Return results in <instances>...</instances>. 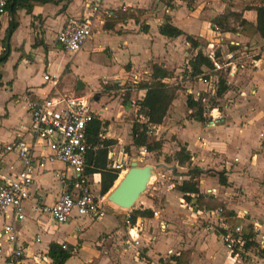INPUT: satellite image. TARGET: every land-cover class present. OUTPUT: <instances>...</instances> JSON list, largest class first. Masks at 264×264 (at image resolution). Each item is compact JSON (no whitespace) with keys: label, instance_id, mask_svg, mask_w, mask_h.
Listing matches in <instances>:
<instances>
[{"label":"crops","instance_id":"obj_1","mask_svg":"<svg viewBox=\"0 0 264 264\" xmlns=\"http://www.w3.org/2000/svg\"><path fill=\"white\" fill-rule=\"evenodd\" d=\"M161 1L166 0H51L33 6L29 13L23 8L17 9V26L6 40L8 57L0 68V142H10L16 135L26 132L29 120L25 110L27 98L47 94H82L87 86L89 90L86 92L103 91L91 104H98L97 111L92 109L96 114L94 120L100 123L98 132H101L103 140H111L113 144L108 147L114 152L121 150L127 161L122 146L134 148L130 138L131 124L135 117L139 118L136 120L139 123L146 120L136 115L137 107L131 105L133 99L125 103L108 90L118 88V91L128 92L134 88L137 96L134 102H138L144 91L137 90L136 84L147 80L151 67L155 65L171 74L162 79L164 84L172 86L178 81L182 87L175 92L161 123L150 126L148 142H161L159 153L162 159L169 155L170 147L174 154L183 148L188 154V162L200 173L190 170L181 176L175 188L173 182L151 188L149 194L128 211L106 202L105 214L108 211L113 217L111 219L104 215L100 220L90 222L87 218L74 217L66 224L55 225L42 208L50 206L66 190H75L71 185L67 188L61 186L57 180V174L65 169L63 165L56 163V169H52L54 163L36 168L30 197L22 203L23 220L16 224L17 243L25 248V257L14 261L10 248L2 245L0 264H52L47 254L50 244L70 251L64 264H174L177 256L184 257L185 264H234L221 242L220 249L212 247L221 234L235 227L232 219L240 222V229L247 227L250 231L251 223H256L260 236H253L251 248L259 246L260 242L264 247V70L261 66L258 69L243 67L236 72L237 76L247 72L249 75L242 78L246 82L239 85L238 101L230 106L232 108H225L232 111L229 115H232L233 123L218 124L222 122L220 120L211 125L202 111L203 122L192 118L194 109L186 106V89L203 88L198 83L193 85L181 80L185 64L195 55V48L184 40V35L191 37L197 47L207 44L220 50L229 47L227 44L231 41L253 45V48L256 41L264 42L257 34H240L238 23L231 18L227 19L228 26L232 23L230 31L221 32L219 39L210 29L213 19L228 13L239 15L240 20L253 26L254 8L260 5V0L252 4H242L246 0H167L172 6L164 9ZM85 5L89 6L88 10ZM94 5L98 9L90 39L74 54L63 52L55 41L57 34L67 20L79 19ZM204 5L207 8L202 10ZM229 5L232 7L225 10ZM121 14L132 15L134 19ZM164 19L184 35L176 38L161 36L158 27ZM9 22L10 16L5 11L0 16V53ZM261 63L263 65L264 61ZM44 74L56 77L57 85L52 87L51 83L44 82ZM239 127H242L241 131ZM224 158L227 161L221 166ZM206 161L216 173L209 180L204 175ZM106 163L110 162L106 159ZM174 167L178 168V165ZM18 169L12 156L4 160L3 175ZM48 173L57 182L55 189L35 184V177L42 180ZM66 173L70 174L68 170ZM86 175L92 194L101 196L100 175ZM119 177L103 195L105 198ZM182 182H192L199 196L220 204L231 218L224 217L219 208L211 211L198 209L194 205L196 195L186 193L189 198L186 201L177 190ZM52 190L53 195L50 193ZM144 211H158L165 226L161 230L149 215L137 216L147 221L138 234L129 231L130 237L136 238L139 244L136 249L126 250L121 244L127 232L124 219L131 212ZM215 212L225 219L220 222L223 228L214 226L208 230L210 233L206 232L207 229L199 230L196 217L204 219L206 215L214 216ZM240 215L244 216L243 220L238 218ZM210 219L215 220L214 217ZM6 221L5 216H0V224ZM211 223L210 226L215 225V222ZM191 246H202L204 258L194 262ZM34 257L39 258L38 263H33ZM255 264H264V255L256 259Z\"/></svg>","mask_w":264,"mask_h":264},{"label":"built area","instance_id":"obj_2","mask_svg":"<svg viewBox=\"0 0 264 264\" xmlns=\"http://www.w3.org/2000/svg\"><path fill=\"white\" fill-rule=\"evenodd\" d=\"M85 6L88 10L89 6ZM5 7L6 0H0V16L5 13ZM97 9V6L94 5L86 15L79 19L66 21L55 39L63 52L74 54L90 39ZM122 10L125 9L122 8ZM211 30L218 35L217 39H219L221 32L216 27ZM227 46L230 48L226 47L225 50H219V52L212 45H207L205 50L200 47L195 48V54L200 52L202 56L210 59L211 68H203L200 74L193 76L186 63L183 71L185 73L181 79L182 82L193 80L203 87L202 90L187 88L185 93L192 101L199 104L202 114L211 125H215L221 120L218 105L215 104L219 99L215 97L218 79L223 80L227 87L236 72L244 67L243 65H247L250 69H256L264 61V52L261 54L256 51L251 52L252 49L247 44L231 41ZM220 74L224 76L221 77ZM42 79L44 82L51 83L52 87H55L58 82L56 77L47 74H44ZM204 94L215 97V100L210 102ZM221 96L223 97L224 93ZM92 100L90 95L66 93L27 98L25 110L29 120L26 132L16 135L10 142H0V216H5L8 219L0 224V247L8 246L14 261L25 257V248L17 243L16 224L23 220L22 203L30 197L32 176L36 168H42L45 164L52 163L63 165L65 169L57 174V180L61 186L67 188L71 185L75 190V192L66 190L50 206L42 208V212L55 225L66 224L74 217L87 218L90 222H95L105 215L106 202L108 201L104 196L92 194L86 175L87 151L102 148L101 144L92 147L87 141V128L96 119V114L91 107ZM225 101L224 108L228 103H232L230 98H226ZM131 105L136 108L134 101L131 102ZM238 130L241 131L242 127H239ZM95 138L102 141L101 132H98ZM118 155L119 158H117ZM9 156L14 158L19 169L3 175L4 160ZM106 159L110 162L107 166L118 172L117 176L121 171H125L126 155L121 150L114 152L113 148H106ZM66 170L69 171V175ZM128 217L126 216L123 222L127 232L121 243L126 250L136 249L139 244L136 238L130 237L129 231L138 234L143 230V223L147 221L136 218L135 222L131 224ZM207 217L215 218V225L210 226L209 224L206 227L207 230L213 229L214 226L223 228L221 223L225 219L217 212L214 216L206 215L205 218ZM243 217L240 215L238 218L243 220ZM150 218L155 219L157 226L163 230L165 223L159 218L158 211H151ZM251 233L253 236H260L256 223H251ZM218 238L234 264H243L251 254L256 256L255 259L259 258L258 252L264 249L262 242L255 248L250 246L247 250L243 249V246L252 239H243L239 226H235L230 231L226 230ZM38 260V257L32 258L33 263H38Z\"/></svg>","mask_w":264,"mask_h":264},{"label":"trees","instance_id":"obj_3","mask_svg":"<svg viewBox=\"0 0 264 264\" xmlns=\"http://www.w3.org/2000/svg\"><path fill=\"white\" fill-rule=\"evenodd\" d=\"M180 1H188V0H180ZM190 1V0H189ZM51 2V0H6V11L10 16V22L6 29L5 37L3 39V50L0 53V68L6 61L8 57V46L6 44V40L10 33L16 28L17 26V18L15 16V11L19 8L25 9L27 13L30 12L33 6H40L45 3ZM259 6L254 8L255 11V22L252 26L251 24L247 23L244 20L239 19V15L234 13H228L226 15H221L211 21L210 28L213 29L216 27L220 32H227L230 31L229 26L227 24V19L231 18L233 22L238 23L240 29L239 33H249V34H257L261 39L264 40V0L259 1ZM121 16H128L123 15ZM123 17V18H124ZM129 18L134 19V16L130 15ZM158 33L161 36L167 38H176L179 36L184 35L181 31L177 28L171 26L168 23L167 19H164L163 23L158 27ZM184 40L190 45L192 48H196L197 44L195 41L187 36L184 35ZM188 65L190 68V74L195 76L201 73L202 69H210L211 62L210 59L204 57L197 52L189 61ZM171 74L166 72L162 68L158 66L151 67V73L148 77V81L145 83H137L136 89L143 90L144 95L141 100H139L136 104L137 111L136 115L143 117L146 122L139 123L134 120L131 124L130 129V138H131V145L136 148H142L145 152H154L159 151L161 147V142H148L147 134L149 132L150 126L159 125L166 114L168 106L170 105L171 101L175 97V92L178 90L176 86H168L162 82V79L165 77H169ZM226 91V86L224 85V81L218 79L217 90L215 97L219 98L224 92ZM186 106L189 109H194V114L192 118H194L198 122H203L204 118L201 114V108L197 102L191 100L188 96L186 98ZM100 129V123L97 120H93L88 128H87V141L90 145L97 146L98 144L102 145V148H97L94 151H87L86 153V164L88 168H86L87 173H98L100 175V190L99 194L103 196L107 193V191L111 188L114 181L118 178L117 171L111 170L107 167L105 154L106 148L112 145L111 140H103L98 141L96 140L95 136ZM178 165H181L185 162H188V154L184 151L183 148H180L178 152L174 154V159ZM191 172L199 174L200 171L196 167L191 169ZM220 176V175H219ZM219 178V177H218ZM220 183L223 185L224 181L220 178ZM177 190L182 193L183 198L188 201L189 198L185 196V194L196 195L195 203L198 209H205L207 211L215 210L217 208L221 209L222 207L220 204L215 203L210 198H204L198 195V191L195 188V185L192 182H182L180 186H178ZM221 214L226 218H231V215L228 212H225L221 209ZM147 212V211H146ZM151 216V212H131L128 219L129 222L132 224L137 216L143 215ZM233 226H238L240 222L238 220L232 219L231 221ZM240 235L245 240H251L253 238V234L250 231V228L242 227L240 229ZM253 245L252 242H247L243 249L249 248ZM48 257L51 259L52 264H64L66 259L70 255V251L67 249H63L59 245L50 244L48 248ZM264 255V249L258 252V256L262 257ZM174 264H185L184 257L177 256L174 258Z\"/></svg>","mask_w":264,"mask_h":264},{"label":"rangeland","instance_id":"obj_4","mask_svg":"<svg viewBox=\"0 0 264 264\" xmlns=\"http://www.w3.org/2000/svg\"><path fill=\"white\" fill-rule=\"evenodd\" d=\"M161 2H162L163 9H164V7L168 8V6H172L171 3H169L167 0L166 1H161ZM217 2H219V0H217ZM246 3L252 4V3H255V0L242 1V4H246ZM205 5L203 6V9L202 10H205L207 8ZM230 7H232V5L226 6L224 9L225 10H228ZM231 24L232 23H230V25ZM234 28H235V25H234ZM255 45H256L255 48H253V45L252 46L249 45V47L252 49L251 52H255L256 51L259 54H261V53L264 52V42H260L259 43V42L256 41V44ZM206 47H207V44H202L201 45V48L203 50H205ZM219 50H220V48H217V51L218 52H219ZM261 64L256 69H258L261 66V69L264 70V64L263 65H261ZM243 66L246 69L248 68L247 65L246 66L243 65ZM248 73L249 72L244 73V74L242 73L239 76H237L238 74H236L235 77L231 80V83L226 87L227 89L224 92V96L223 97L222 96L219 97L218 102L215 103V101H214V103L218 105L219 113L221 115V120H222V122L221 123H218V124H222V123H226V122L227 123H229V122L230 123H233V121H231L232 120V118H231L232 115H229L230 113H232V111L231 110L230 111L229 110H225V108H224V104L226 103L225 99L226 98H230V100L232 101V103H228L227 107L232 108L230 106H233L234 103L238 101L237 98L239 96V88H240L239 85L242 84L243 82H246V80H242V78L248 76L249 75ZM220 76L223 77L224 75L223 74H220ZM66 80H68L67 77H66ZM148 80L149 79H147V80H144L143 79V81H141L140 83H145ZM69 82H70V79H69ZM190 82L193 85H194V83H196V82H193V80H191ZM172 86L173 87L176 86L177 88H181L182 87L178 81H176L175 84H172ZM124 87H127V85L124 86ZM199 87L200 86H198V88ZM87 90H89V88L87 86H85L84 90L81 93L82 94L84 93V94L90 95V97H92L93 100H95L96 98L98 99L99 94L103 92V91L101 92V90L100 91L90 90L89 92H86ZM108 91H111L112 93H114L117 96H119V100L120 99L121 100H124L125 103H129V101L132 100V99H133V101H135L136 100V97H137V96L135 97L136 90H134V88H131L128 92H126L125 90L118 91V88H111ZM204 95L209 98L210 102H213V100H215V97H211L210 95H206V94H204ZM135 103H137V101ZM91 107H92L93 110L97 111L98 110V104H97V102H95L93 105H91ZM129 108L132 109V107H129ZM138 119H139L138 117H135V120H138ZM132 120H133V118H132ZM239 125L241 126L242 123H239ZM236 126L237 125L235 124V129H236ZM170 148H171L170 151L168 150V154L169 155H164V157L162 159L161 158V155L162 154L159 153V151L145 152L143 149H139V148H136V147H134L132 149H129L128 146H124V145L122 146V150L127 154V161H126V165L124 166V169H125L124 172H126V170L129 168L131 162H135L136 165L139 166V167L146 166V165H149V166L151 165V167L153 168V174H152V176H151V178H150V180H149V182H148L145 190L140 194L139 198L135 201V203L133 204L132 208H135L137 206L138 202L144 196H147V194H149L148 191H150L151 188H153V187H161V186H165L169 182H173L175 184L174 185V188H175V186H177L176 185L177 182L181 181V179H182L181 176L185 175L187 172H189L193 168V165H191V162L190 161L189 162H185V164L184 163L181 164L182 167L179 166L176 162H174V160H173L174 159V155H173L174 152H173L172 147H170ZM226 161H227L226 158L222 159L221 162L219 161L220 162V165L221 166H224ZM54 164L55 165L52 166V169H56L58 167L56 165V163H54ZM175 164L178 165V168L177 167L176 168L174 167ZM205 168H207V169L205 170V172H204L205 174L204 175H205V177L208 180H209V178H212V177H215L216 176L215 171H212L213 169H211L212 168L211 167V164H209L208 161H206ZM124 174H121L120 175L117 184L114 183V185H113L112 189L110 190V192L119 184V182L122 180ZM56 183L57 182L55 181L54 176L52 174H50V173L46 174L42 180L38 176L35 177V184L36 185L40 184L43 188L55 189ZM164 189H165V187H164ZM50 193L53 195L54 190L50 191ZM155 199H156V197H155ZM167 209H169V208H167ZM185 210H187V207L186 206H185ZM123 211H128V210H123ZM106 213L107 214H105V217H108L110 219L113 218L109 214L108 211ZM189 214H190V212L188 211V215ZM196 220L197 221L195 223L198 224V226H199L198 229L199 230L200 229H206L205 227L209 224L207 222H212L211 224H213V222H214V221H211V219L209 217L204 218V219H201V218H198V216H197L196 217ZM206 232L207 233H210L211 231L206 230ZM191 247L193 248V249L191 248L190 251L194 254L193 255V261L194 262L200 261L201 259L204 258V253L202 252L203 251L202 250V248H203L202 246H191ZM212 247H215V249L216 248L217 249L218 248L220 249L221 248L220 241L218 240L216 242L215 246H212ZM255 257L256 256H254L253 254H251L250 257L247 258V260L245 262H243V264H255V262H256ZM257 259H258V257H257Z\"/></svg>","mask_w":264,"mask_h":264},{"label":"water","instance_id":"obj_5","mask_svg":"<svg viewBox=\"0 0 264 264\" xmlns=\"http://www.w3.org/2000/svg\"><path fill=\"white\" fill-rule=\"evenodd\" d=\"M220 1L225 2L226 0ZM152 174L153 168L151 166L139 167L135 162H131L122 180L107 194L106 200L120 209H131L145 190Z\"/></svg>","mask_w":264,"mask_h":264},{"label":"bare ground","instance_id":"obj_6","mask_svg":"<svg viewBox=\"0 0 264 264\" xmlns=\"http://www.w3.org/2000/svg\"><path fill=\"white\" fill-rule=\"evenodd\" d=\"M122 173H124L123 171H121L119 174H118V176H120ZM124 177V176H123ZM150 178H151V175H150Z\"/></svg>","mask_w":264,"mask_h":264}]
</instances>
